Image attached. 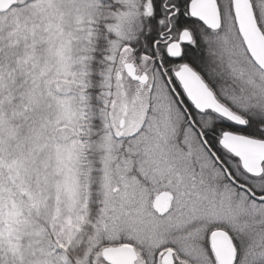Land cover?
Returning <instances> with one entry per match:
<instances>
[{
    "label": "snow or ice",
    "instance_id": "1",
    "mask_svg": "<svg viewBox=\"0 0 264 264\" xmlns=\"http://www.w3.org/2000/svg\"><path fill=\"white\" fill-rule=\"evenodd\" d=\"M0 264H264V0H0Z\"/></svg>",
    "mask_w": 264,
    "mask_h": 264
}]
</instances>
